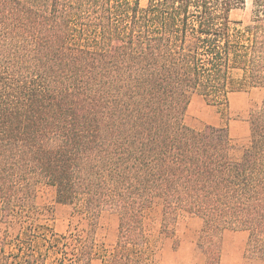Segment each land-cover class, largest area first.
<instances>
[{"label":"trees","instance_id":"obj_1","mask_svg":"<svg viewBox=\"0 0 264 264\" xmlns=\"http://www.w3.org/2000/svg\"><path fill=\"white\" fill-rule=\"evenodd\" d=\"M247 2L248 22L232 21ZM235 70L264 90V0H0V223L34 211L43 184L91 222L83 236L1 234L0 264H91L104 211L118 229L101 264H156L154 201L164 233L200 220L205 264L225 231L264 262V98L239 156L224 129L183 121L194 96L226 106Z\"/></svg>","mask_w":264,"mask_h":264},{"label":"rangeland","instance_id":"obj_2","mask_svg":"<svg viewBox=\"0 0 264 264\" xmlns=\"http://www.w3.org/2000/svg\"><path fill=\"white\" fill-rule=\"evenodd\" d=\"M147 0H140L145 7ZM250 4L232 10V21L246 24L249 20ZM228 104L213 106L199 97H192L184 115V124L201 131L205 127L224 129L239 156L248 145V113L259 106L264 98V90L251 88L242 71L231 73L228 83ZM90 219L79 208L58 204L55 191L48 185H40L36 190L35 210L12 217L8 223H0V235L13 238L28 225L37 227V232L52 231L57 235L69 232L83 236L90 229ZM162 207L159 201L145 211L143 220L144 236L147 247L156 264H205V257L197 246L201 222L195 216L181 215L170 227L168 233L162 231ZM118 229V218L113 212L100 213L95 228V255L91 264H101L104 256L112 252ZM247 235L244 232L225 231L221 241L219 264H264L245 255ZM37 248L42 249L41 245ZM51 264V259L48 260Z\"/></svg>","mask_w":264,"mask_h":264}]
</instances>
